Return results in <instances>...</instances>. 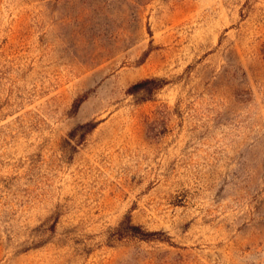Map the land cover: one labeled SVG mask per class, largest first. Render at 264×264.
I'll return each mask as SVG.
<instances>
[{
  "label": "rangeland",
  "instance_id": "1",
  "mask_svg": "<svg viewBox=\"0 0 264 264\" xmlns=\"http://www.w3.org/2000/svg\"><path fill=\"white\" fill-rule=\"evenodd\" d=\"M0 264H264V0H0Z\"/></svg>",
  "mask_w": 264,
  "mask_h": 264
}]
</instances>
